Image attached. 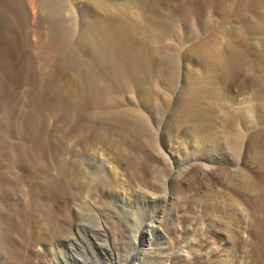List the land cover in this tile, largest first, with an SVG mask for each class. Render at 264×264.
I'll return each instance as SVG.
<instances>
[{"label": "rangeland", "instance_id": "obj_1", "mask_svg": "<svg viewBox=\"0 0 264 264\" xmlns=\"http://www.w3.org/2000/svg\"><path fill=\"white\" fill-rule=\"evenodd\" d=\"M55 1L40 0V3L50 8ZM82 1L77 0L75 3L82 6ZM106 1L113 6H122L130 0ZM232 1L160 0L162 10L158 11L161 13L158 16L162 22L157 34H154L156 46L153 43L150 49L152 57L158 58L149 81L151 94L138 99L134 75L125 72L124 79L121 82L111 83L109 86L111 88L108 87L109 83H104L103 86L100 84L97 85L98 87L95 86V89L85 92L87 94L85 100L81 99L77 102L70 113L66 109L51 105L55 99L63 104L68 99V90L60 92L57 90L58 86L49 89L45 80L41 81L38 87H34L31 76L34 69L48 71L77 41L83 24L80 11L75 7L76 12L62 15L64 9L58 5L54 10L56 12L59 8L57 13L55 15L51 13L47 19L40 21L31 39L28 26L19 29L12 17L11 6L7 3L0 4V117L6 116L10 111L8 105H6L8 107L3 106L2 96H10L11 89L15 93L18 91V94H15V99L18 98L17 105L12 109L10 132L4 136L5 145L0 144V173L7 174L8 178L7 189H4L0 180V251L6 255L5 258H8L9 253L18 252L11 254V264H131L136 258V244L138 248H142L147 243V236L142 237L146 230L145 224L148 220H156L161 215L163 216L161 230L154 234L152 243L159 242L167 247L168 252L174 254L178 247H182L180 253L185 258L181 264H208L213 258L223 254L227 245L236 247L230 250L232 255L226 258L230 264H251V257L255 255L258 257L253 249L259 243L257 234L259 230L256 229L262 227L263 223L257 222V226H254L251 214H247L243 221H229L226 226L220 221L217 222L221 218L217 212L218 207L207 206L195 198L191 200L190 196L180 189L179 182L172 183L171 170L178 171L187 165L189 167L193 163H199L196 156L201 152L206 153L209 160L216 156L218 165L225 170L236 169L239 164L236 157L237 150L235 152L234 147L231 146L234 143L231 140L229 142L228 139L224 140L219 144L220 147L216 146L219 152L216 150L211 152L207 150L210 144L206 131L205 138H195L194 141L190 133H186L184 126L174 129L169 135L166 134V130L169 129L168 116L173 109L178 87L181 86L183 79L181 69L176 64L178 57L185 47L206 39L225 28L227 23L233 22L245 12L250 0ZM65 2L69 3L68 0ZM260 7L263 9L264 5ZM154 8L159 10L158 7V9ZM41 13L46 12L43 10ZM103 18L107 19L108 15H104ZM148 21L150 22L149 19ZM26 43L28 45L31 43L35 53L28 51L29 46ZM256 49L258 51L264 49V43L258 44ZM95 56V53H90L88 60L93 61ZM187 64L192 66L195 61L190 60ZM245 77L242 76L241 80L235 79L224 85V92L229 93V96L224 97V101L232 110L221 117L217 124L218 128L224 127L222 125L225 120H229L230 115L229 121H235L241 130L244 126H250L251 130L261 122L260 116L263 117V110L259 109L258 104L264 97V80H254L249 84L250 79L246 80ZM127 107L145 113L143 114L145 119L152 120V122L149 120L152 127L148 124L149 129L144 130V134L140 136L129 134L125 125L120 124L116 126V131L97 134V117L100 113L114 112ZM27 108L40 109L42 115H38L29 129L22 127V117L25 116ZM253 116L256 120H253ZM235 135L236 133H231L230 139ZM175 140L186 148L184 152L177 154L175 153L177 149L173 148L175 144H172L169 150L174 149V154L171 155L170 161L165 158L164 153L160 154L161 144ZM31 145L35 146L37 152L36 162L27 158ZM82 151L84 154H81ZM41 172H43L42 180L39 178ZM191 177H187L189 180L183 184V187L193 189L195 196L206 193L208 198L215 201L236 197L234 194H230V197L228 194L218 192L215 194L210 191L216 188L221 190L223 186L222 183L211 185L210 170L198 175L199 178ZM194 185L203 187L197 189L198 186ZM172 196L178 197L174 203L170 200ZM253 198L254 196L250 199ZM220 208L219 210L223 209L222 221L230 220V216L226 215L229 211L227 205H220ZM39 209L41 213H57V217L48 223L49 238L33 245L31 243L33 221ZM240 209L244 211L242 207ZM211 217L217 223L210 222ZM260 217L263 218L264 214L261 213ZM232 230L237 231V238H230L228 232ZM136 235L139 238L134 241L133 236Z\"/></svg>", "mask_w": 264, "mask_h": 264}, {"label": "bare ground", "instance_id": "obj_2", "mask_svg": "<svg viewBox=\"0 0 264 264\" xmlns=\"http://www.w3.org/2000/svg\"><path fill=\"white\" fill-rule=\"evenodd\" d=\"M68 1H69L68 3L69 5L65 2V0H56L54 3L52 4L50 3L51 7L48 8V6H43L45 4L42 5L40 3V0H0V4L7 3L9 6H11L12 17L17 22L19 29L21 27L22 29H24L26 26H28L29 30L31 31V39L34 37V34L38 29L40 21H42L45 18L47 19V17H49L51 13H52L51 15H55V13H57L59 8L56 10V12L54 10L58 5H60L64 9L62 15L63 14L70 15L72 12L75 11V7H77L76 9H78L81 13L83 24H82V30L80 34H78L79 35L78 39L76 37L77 41H75V43L68 49L67 52L65 51L66 53L62 55V57H60L48 71H45L46 69L40 71H36L34 69L32 71V76H31V82L33 83L32 85H34V87L36 86L38 87L39 84H41L40 82L45 80L46 87L49 89H54L56 86H58L59 88L57 90H60V92L62 90H66V91L68 90L69 93L68 99L63 104H60L58 100L55 99L53 102H51V105L53 107L57 106L59 108L66 109V111L68 110L69 113L71 110L74 109L77 102H79L81 99L85 100V97L87 96L85 92L87 93V91L92 90L95 86L100 84L102 85L104 83L105 84L109 83L108 85L109 87L110 84L113 82H121V80H123L124 77L126 76L125 72H129L134 75L135 78L134 80L137 87L138 99L139 98L142 99L143 97L150 95L151 85L149 81L158 60L157 57L155 56L152 57V53L150 52V49H152L151 46L153 45V43L155 45L154 34H157V31L159 30L160 27V23L162 22V19L160 18V16H158V14L161 15V13H158V11L161 12L162 10L160 9V0H130L127 3L123 4L122 6H115V5L113 6L110 3H108L106 0H83L82 6H79L80 4L78 5L77 3H75L77 0H68ZM230 4L231 3L229 2V6ZM262 5H264V0H250L245 12L241 11L243 13L239 15L233 22L229 24L227 23V26L225 28H223L220 31L216 30L217 32L210 35L206 39L182 49L178 57V63L176 64L178 68L181 69V74L183 79L181 86L179 85L178 87L179 89L175 97V103L173 105V109L169 113L168 121H167V127L169 129L166 130V134L169 135L174 129L180 126H184L186 133L187 132L190 133V135L193 137V141L196 140L195 138H202V137L205 138L206 136L204 132L206 131V133L208 134L207 140L208 143L210 144V147H207V150L211 152H213V150L219 152L218 149H216V146L218 145V147H220L221 145L219 144L222 143V141L224 140L227 141L228 139L229 142L231 140L232 143H234L231 146L234 147L233 150L235 149L234 150L235 152L237 150L236 153L238 154H236L237 155L236 157L239 164V167L237 168L234 167L236 169L225 170L218 165V162L216 161L217 159L216 156H213L212 159L209 160V157L206 155V153L201 152L199 153L201 155L198 154L196 156V160H199V163H193L189 167L187 165L183 169H179L180 171L171 170L173 176L172 183L175 181L179 182L181 186L180 189L184 190L185 191L184 194L186 195L188 194L190 196L189 197L190 199L195 198L196 200H199V202L205 203L207 206L218 207L217 212H219L220 214L219 217L221 218L217 222L220 221L226 226L228 225L229 221L230 222L232 221L236 222L237 220L243 221L244 216H246L247 214L248 215L251 214L253 219L252 224L254 226H257L256 224H258L259 222L263 223L262 227L256 229L259 230L257 233L259 238V243L255 245L253 251L258 254V257H255L256 255L251 257L250 260L251 264H264V217L263 218L260 217L261 213L264 214V97L260 99V103L258 102L259 109L263 110L262 111L263 117L260 116L261 122H259L255 127H253L252 125L253 128L251 130L249 129L250 126L248 127L244 126L243 130H241L240 126L238 127L235 124V121H229L231 115L230 118H228L229 120H225L224 124L222 125L224 127H222L221 129L217 127V124L224 114L229 113L232 110L227 106L226 102L224 101V97L229 96L228 92H224V85L226 83L228 84L229 82H232L235 79L239 80L242 76L243 77L246 76L245 77L246 80L250 79L249 84H251L254 80H258V79H260L261 81L264 80V49H262L261 51H258V49H256V46L258 44L264 43V8L262 9L260 7ZM154 7L156 8L158 7L159 10H154L155 9ZM43 10L46 12L45 14L41 13L43 12ZM229 10L231 9L229 8ZM104 15L106 16L108 15V18L105 20L103 18ZM211 15H209L208 17L210 18ZM148 19L150 20V22L148 21ZM212 19L211 22H213ZM28 46H29L28 51L29 52L32 51L35 53V51L33 50L34 48L32 49L31 43ZM92 52L95 53L96 56L93 61H89L88 55ZM190 60H194L195 64L189 66L187 63ZM131 81L133 82V80ZM245 82H246L245 85L247 87L248 85L247 81ZM109 88L107 90H109ZM16 93L11 89L10 96L8 97L4 95L2 96L3 100L1 101L3 106L5 107L6 105H8L10 111L6 116L0 117L1 146L5 145L6 142L4 140V136L6 133L10 132L11 129L12 109L16 108L17 99H18V98L15 99ZM247 106L249 105L247 104ZM33 107L34 106H32V108ZM32 108H27L25 116L22 117L23 118L22 127L26 129H29L30 125L38 118V115L41 112L40 109H35V108L32 109ZM128 108L129 107L123 110L121 108V110H117L114 112L100 113L99 116L97 117L98 118V125L96 126V131L98 132L97 134L101 135L105 131L106 132L116 131L115 130L116 126L120 124L122 126L125 125V128L127 129V132H129V134L134 136H140L144 132V130H148L150 126L152 127V124L150 123V121L152 122V120H150V118L146 120L143 115L145 113L142 112L140 113L139 110H134L135 109L134 107H133L134 109H128ZM251 109L253 110V108ZM248 110L250 109L248 108ZM252 118H254V116ZM234 119L236 120V118ZM253 120L256 119L254 118ZM238 122L239 121H237V123ZM231 133H236V135L230 139ZM60 143H58V146L60 145ZM172 144H175L173 148L177 149L175 150L176 151L175 153L177 154L181 153V151L184 152L185 151L184 149L186 148L185 146H183L184 147L183 148L177 140H175L174 142L171 141V143L168 144L162 143L160 154L164 153L166 156L165 158L169 159L170 161H171L170 159L171 155L174 154L173 152L174 149L170 148L169 150V147ZM90 149H92V147H90ZM204 150H206V148ZM36 153L37 152L35 151V146L32 145L29 146V152L27 158L35 162L38 161L36 157ZM82 153L83 151L81 152V154ZM203 154L205 155L203 156ZM228 161L226 160V162ZM85 169L87 168L85 167ZM77 170H80V168L78 167ZM208 170L211 171L213 177L210 178L211 185H215L219 183L223 184L221 190H219L220 188H216L210 191L212 193L218 192L220 194H228L229 196L230 194H234V196H236L234 199L230 196L231 199L228 198L226 200L215 201L208 198L207 197L208 194L206 193L205 194L203 193L204 195L202 194L199 196H195L193 195V189L191 188L187 189L183 187V184H185L189 180L187 178L188 176H192L196 178L198 177V175L204 174ZM42 175L43 172L39 173L40 176L39 178H41L40 180L43 179ZM0 180L4 186V189H7L8 188L7 174L0 173ZM194 186H198L197 189L203 187L202 185H194ZM184 194L182 193V197ZM157 196L159 197L160 195ZM252 196H254V198L251 200L250 198ZM177 199L178 197L175 196H172L170 198V200L173 203ZM172 202H170V205L172 204ZM223 204L227 205V207L229 208L228 214L226 215L230 216L229 217L230 220L228 219L227 221H225L226 220L225 219L224 220L225 222L222 221L223 219L222 217H224L221 214L223 209L219 210L221 209L220 205ZM241 207L244 209V211H241V209L239 210V208ZM52 213H47V212L41 213L39 209V212L36 214V217L33 221V233L31 237V243L33 245H35V243L41 241L42 239L49 238L50 235L48 233V229L50 225L48 223L49 221H52L55 217H57V213L54 214ZM210 216H212V214ZM162 218L163 216L161 215L156 220L155 219L148 220L147 224H145L146 230L143 232L142 237L147 236V243L142 248H138L136 244L135 247L136 258L133 259L131 264H181V262L184 261L185 257L183 254L180 253L183 250L182 247H178L174 254V252H168L167 247L164 246L163 244L161 243L159 244V242L154 244L152 243L154 234L160 232L159 230H161L160 225L162 222ZM210 222H212L213 224L217 223L214 219H212ZM233 225L234 223L232 224V226ZM98 228H100V226ZM228 233L230 234L231 239L237 238L236 230L229 231ZM133 237H135V240L133 239L134 241H137L138 240L137 238H139L137 235ZM230 246L227 245V249L224 250L223 254H219L218 256H216L208 264H230L226 261L227 260L226 258L232 255V253H230L231 252L230 250H232L233 248L236 249V247H233L234 245L232 247ZM12 253L18 254V252H12ZM12 253H9L7 255L8 258H5L4 256L6 255H4V253L0 251V264H11L10 257ZM170 259L172 260V262H168V260Z\"/></svg>", "mask_w": 264, "mask_h": 264}]
</instances>
